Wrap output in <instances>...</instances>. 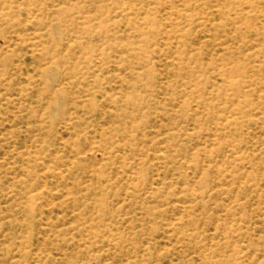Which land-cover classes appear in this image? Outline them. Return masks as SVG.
I'll list each match as a JSON object with an SVG mask.
<instances>
[{"label": "rangeland", "instance_id": "1", "mask_svg": "<svg viewBox=\"0 0 264 264\" xmlns=\"http://www.w3.org/2000/svg\"><path fill=\"white\" fill-rule=\"evenodd\" d=\"M0 264H264V0H0Z\"/></svg>", "mask_w": 264, "mask_h": 264}, {"label": "bare ground", "instance_id": "2", "mask_svg": "<svg viewBox=\"0 0 264 264\" xmlns=\"http://www.w3.org/2000/svg\"><path fill=\"white\" fill-rule=\"evenodd\" d=\"M160 88V87H159ZM164 92V91H163ZM155 214V213H154Z\"/></svg>", "mask_w": 264, "mask_h": 264}]
</instances>
